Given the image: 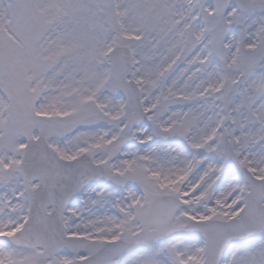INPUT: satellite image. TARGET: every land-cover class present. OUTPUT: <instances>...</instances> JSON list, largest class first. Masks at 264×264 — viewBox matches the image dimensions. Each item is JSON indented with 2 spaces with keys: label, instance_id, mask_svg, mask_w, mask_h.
Segmentation results:
<instances>
[{
  "label": "snow or ice",
  "instance_id": "snow-or-ice-1",
  "mask_svg": "<svg viewBox=\"0 0 264 264\" xmlns=\"http://www.w3.org/2000/svg\"><path fill=\"white\" fill-rule=\"evenodd\" d=\"M0 264H264V0H0Z\"/></svg>",
  "mask_w": 264,
  "mask_h": 264
}]
</instances>
